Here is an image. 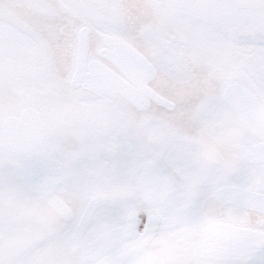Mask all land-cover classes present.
<instances>
[{
    "label": "snow or ice",
    "instance_id": "6c2138e0",
    "mask_svg": "<svg viewBox=\"0 0 264 264\" xmlns=\"http://www.w3.org/2000/svg\"><path fill=\"white\" fill-rule=\"evenodd\" d=\"M0 264H264V0H0Z\"/></svg>",
    "mask_w": 264,
    "mask_h": 264
}]
</instances>
